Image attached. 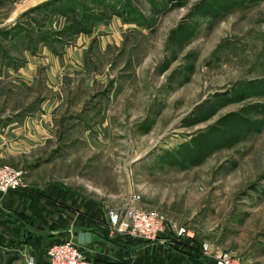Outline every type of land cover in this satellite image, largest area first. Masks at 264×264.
Masks as SVG:
<instances>
[{
  "label": "rangeland",
  "instance_id": "374dc122",
  "mask_svg": "<svg viewBox=\"0 0 264 264\" xmlns=\"http://www.w3.org/2000/svg\"><path fill=\"white\" fill-rule=\"evenodd\" d=\"M19 1L0 0V165L18 189L106 229L112 208L156 210L160 237L183 226L264 264V0H50L10 22ZM24 50L40 64L20 79Z\"/></svg>",
  "mask_w": 264,
  "mask_h": 264
},
{
  "label": "crops",
  "instance_id": "0c3cea01",
  "mask_svg": "<svg viewBox=\"0 0 264 264\" xmlns=\"http://www.w3.org/2000/svg\"><path fill=\"white\" fill-rule=\"evenodd\" d=\"M49 1L14 2L8 12L11 16L9 21L26 10L32 9L35 12L42 6L44 8ZM14 25L11 23L6 30ZM24 53L22 65L16 68L6 67L9 74L20 79L32 77L40 64L39 58L29 54L27 50ZM9 126L10 123L7 122L5 126H1V130ZM10 137L7 130L0 132V144ZM0 147L1 164L10 148ZM6 156L8 158V154ZM53 197L55 200H52ZM77 207L68 198L61 201L60 196L46 197L29 189L10 190L0 194V262L10 264L14 260L10 255H16L17 261H24L27 255L43 260L49 245L70 237L91 264H214L203 254L200 255L196 248L182 242V239H167L166 237H171L167 234L154 242L109 234L105 227V213L98 214L97 209L83 211Z\"/></svg>",
  "mask_w": 264,
  "mask_h": 264
},
{
  "label": "built area",
  "instance_id": "2783aa9c",
  "mask_svg": "<svg viewBox=\"0 0 264 264\" xmlns=\"http://www.w3.org/2000/svg\"><path fill=\"white\" fill-rule=\"evenodd\" d=\"M23 185L21 170L9 165H0V194L16 190ZM107 230L112 235H125L136 241L154 242L166 230L165 217L156 210H142L129 206L125 209L112 208L107 212ZM175 236L193 238L192 230L176 226ZM202 254L214 264H242L238 257L228 251L214 248L207 242L201 244ZM49 264H91L84 252L69 238L51 244L46 251ZM27 264H35L28 256Z\"/></svg>",
  "mask_w": 264,
  "mask_h": 264
},
{
  "label": "trees",
  "instance_id": "16d2710c",
  "mask_svg": "<svg viewBox=\"0 0 264 264\" xmlns=\"http://www.w3.org/2000/svg\"><path fill=\"white\" fill-rule=\"evenodd\" d=\"M168 2H169L171 5H173V6H180V5L183 3V0H168ZM115 6H116V5H112V7H111V13H112V14L120 15V13H119L117 10H115ZM77 31H78V32H82V31H83V32H89L88 28H84L83 30L78 29ZM173 238H178V237L174 236ZM178 239H180V238H178ZM187 239H188V238H187ZM59 241H61V240H59ZM185 242H186L187 245L196 248V251H197L200 255H202V251H201V243H200V242H197L196 239H193V238H190V239L186 240ZM209 261H211V260H209ZM211 262H212V261H211Z\"/></svg>",
  "mask_w": 264,
  "mask_h": 264
}]
</instances>
